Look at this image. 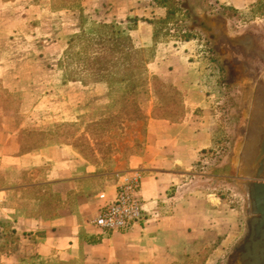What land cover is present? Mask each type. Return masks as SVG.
Segmentation results:
<instances>
[{"label": "crops", "instance_id": "obj_1", "mask_svg": "<svg viewBox=\"0 0 264 264\" xmlns=\"http://www.w3.org/2000/svg\"><path fill=\"white\" fill-rule=\"evenodd\" d=\"M218 1L241 10L258 0ZM168 16L160 0H0V78L22 98L14 108L27 113H7L0 89L1 264L54 255L82 264H218L242 242L240 210L197 170L217 139L206 114H195L208 107L204 90L192 88L185 72L166 69L165 63L177 65L174 57L163 60L158 51L156 61L186 95L181 120L159 115L169 104L154 96L148 104L140 88L125 90L127 99L115 103L108 81L86 83L61 67L70 39L89 25H121L147 47L156 20ZM36 88L49 93L35 100ZM115 104L125 115L148 105V115L124 120V132L116 133V118L100 113ZM44 110L74 124L75 134L62 130L58 142L35 133L34 117ZM132 169L144 172L145 221L102 232L93 223L103 203L99 194H113L120 175Z\"/></svg>", "mask_w": 264, "mask_h": 264}, {"label": "rangeland", "instance_id": "obj_2", "mask_svg": "<svg viewBox=\"0 0 264 264\" xmlns=\"http://www.w3.org/2000/svg\"><path fill=\"white\" fill-rule=\"evenodd\" d=\"M160 1L168 6L169 16L165 20H156L155 41L152 45L138 46L128 28L115 25L116 29L120 28L121 34L126 35L139 51V56L136 58L139 62L132 66L131 72L124 70L121 64V62L124 64L122 56L118 58L110 53L108 46H112L111 42L100 46L89 41L88 38L77 37L80 34L85 37L96 36L95 30L105 23L89 25L74 35L75 41L70 48L67 47L68 50L61 59V67L63 65L70 77H80L86 83H91L96 79L107 77L103 73L94 74L97 65L94 59L102 57L111 69L108 78L114 87L113 102H124L128 95L125 90H133V88H123L124 85L134 84V89L140 88L144 91L148 104L153 96L159 104H169L168 107L163 105L164 108L159 115L172 120L186 117V95L174 81L169 79L171 77L162 73L165 67L166 69L169 67V70L177 68L185 72L192 88L204 90L208 107L198 108L195 114H206V118L213 124L217 141L197 165V170L205 171L207 176L205 181L211 186L217 185L216 190L220 191L230 205L237 206L242 214V242L232 250H228L218 263L236 264L239 250L249 235V222L252 216L247 182L249 179L246 176L242 152L254 128L252 123L258 106V89L264 80V0H258L252 6L241 10L222 4L218 0ZM131 27V30L134 29V25ZM247 36L252 38L251 46L235 42ZM158 51L164 55L163 60L166 59L165 56L174 57L172 59L176 60L177 65L169 62L167 66L165 63L164 67L162 61L157 62ZM132 57L129 59L134 61ZM115 60L118 63L113 66ZM151 88L156 90L160 88L158 89L160 93L156 90L152 93ZM0 89L4 96V110L10 113L14 109L18 116L25 118L27 113L23 107L14 108V105H21L20 94L8 88L2 78H0ZM46 90L47 88H36L32 98L36 100L41 95L44 96ZM114 106L116 107L117 104ZM147 107L148 105L145 108L140 107V113L137 109L136 114L133 115H125L123 110L117 107L100 110V113L101 116H106L101 118L109 120L114 118V121L116 118L115 127H121L116 133L122 134L124 132L122 122L129 118L145 116L146 111L148 115ZM34 118H36L34 132L49 134L50 141H61L62 130L72 136L75 134L74 124L62 123V120L50 115L47 110ZM106 127L99 125L98 130L104 129L103 131L107 132ZM95 128L97 125L94 126V131ZM79 129L80 127L77 126V131ZM88 129L90 127L83 130L84 135L89 131ZM54 134L61 137L53 138ZM21 264H62V259L54 255L40 262V259L31 256L24 258ZM73 264H82V262L78 260Z\"/></svg>", "mask_w": 264, "mask_h": 264}, {"label": "water", "instance_id": "obj_3", "mask_svg": "<svg viewBox=\"0 0 264 264\" xmlns=\"http://www.w3.org/2000/svg\"><path fill=\"white\" fill-rule=\"evenodd\" d=\"M242 39L244 38H239L235 42L246 46L252 45V42L248 45ZM260 93L258 89L257 102L261 96ZM257 108L252 123L256 132L252 136L249 134L247 139V143L251 141L257 149L251 152V156L245 154L246 143L242 152L246 176L249 179L247 182L252 210L249 222L250 232L239 250L236 264H264V114H257Z\"/></svg>", "mask_w": 264, "mask_h": 264}, {"label": "built area", "instance_id": "obj_4", "mask_svg": "<svg viewBox=\"0 0 264 264\" xmlns=\"http://www.w3.org/2000/svg\"><path fill=\"white\" fill-rule=\"evenodd\" d=\"M144 177L141 169H132L122 173L113 194H99L103 203L93 223L105 233L125 231L145 221L140 186ZM0 225V241L2 238Z\"/></svg>", "mask_w": 264, "mask_h": 264}, {"label": "trees", "instance_id": "obj_5", "mask_svg": "<svg viewBox=\"0 0 264 264\" xmlns=\"http://www.w3.org/2000/svg\"><path fill=\"white\" fill-rule=\"evenodd\" d=\"M116 24H103L100 25L96 30L95 33H97L96 36H82L81 34L78 35V38H88L89 41L93 42L94 44H98V45H102L105 46L106 42H111L112 46H108V50H110V53H113L114 56H122L123 57V62H121L123 68L125 71H130L131 72V68L132 66H134V64L136 62H139V59H134V58H138L137 56H139V51L136 49V47L134 46V44L131 43V40L124 34H121V29L115 27ZM102 29H106V31H101ZM75 41V39L72 37L69 41V46L68 48H70L73 44V42ZM68 48L66 49L65 52H67ZM133 56V57H132ZM130 57H132V59L134 61H132L131 59H129ZM95 62H97L96 68H94V74H106L107 77L104 78L102 77L101 79H96V80H106L110 83L111 88H114L113 85L111 84L110 80H109V75H110V71L111 69H109L108 64L106 63V61L102 60V57L99 59V57H95ZM136 60V61H135ZM118 63V61H114L113 66H116ZM117 68V67H116ZM69 76V75H68ZM70 77V76H69ZM74 77V76H72ZM95 80V81H96ZM116 86V85H114ZM134 84H129L124 85L123 88H134ZM118 88V87H117ZM44 260L41 259L40 262ZM24 261V260H23ZM62 264H73V262H65L62 261Z\"/></svg>", "mask_w": 264, "mask_h": 264}, {"label": "bare ground", "instance_id": "obj_6", "mask_svg": "<svg viewBox=\"0 0 264 264\" xmlns=\"http://www.w3.org/2000/svg\"><path fill=\"white\" fill-rule=\"evenodd\" d=\"M242 41L245 42L248 45H250V43L252 42L250 36H248L247 38L242 39ZM260 91H261V93H260L261 96L258 99V109H257L258 111H257V114H261L262 115V113L264 114V97H262V95H264V80L262 81V84L260 85L259 92ZM255 132H256V128L254 126V128L252 129V131L250 133V136L254 135ZM246 147H247V149H246V153L245 154H248V155H250L251 152L253 153L254 150L257 149V146H255V144H253L251 141H249L247 143Z\"/></svg>", "mask_w": 264, "mask_h": 264}]
</instances>
